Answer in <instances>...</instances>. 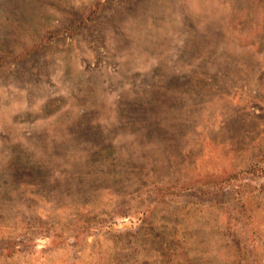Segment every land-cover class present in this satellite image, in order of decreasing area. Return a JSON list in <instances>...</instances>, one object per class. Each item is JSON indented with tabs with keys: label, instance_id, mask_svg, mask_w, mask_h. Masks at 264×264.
<instances>
[{
	"label": "rangeland",
	"instance_id": "374dc122",
	"mask_svg": "<svg viewBox=\"0 0 264 264\" xmlns=\"http://www.w3.org/2000/svg\"><path fill=\"white\" fill-rule=\"evenodd\" d=\"M251 167L264 0H0V264H264Z\"/></svg>",
	"mask_w": 264,
	"mask_h": 264
},
{
	"label": "trees",
	"instance_id": "16d2710c",
	"mask_svg": "<svg viewBox=\"0 0 264 264\" xmlns=\"http://www.w3.org/2000/svg\"><path fill=\"white\" fill-rule=\"evenodd\" d=\"M258 169H259V168H258ZM247 172H252V173L254 174V176H256V175H260V176L264 175V174H263L264 171H260L261 174H258V173H257V169H256V167H251L250 169H248ZM0 249H1V248H0ZM0 254H1V253H0ZM8 257H9V256H8Z\"/></svg>",
	"mask_w": 264,
	"mask_h": 264
}]
</instances>
